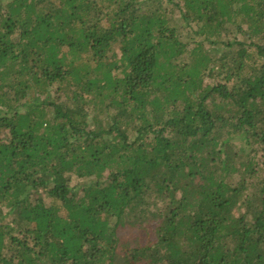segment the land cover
Returning <instances> with one entry per match:
<instances>
[{
  "label": "trees",
  "instance_id": "trees-1",
  "mask_svg": "<svg viewBox=\"0 0 264 264\" xmlns=\"http://www.w3.org/2000/svg\"><path fill=\"white\" fill-rule=\"evenodd\" d=\"M0 264H264V0H0Z\"/></svg>",
  "mask_w": 264,
  "mask_h": 264
},
{
  "label": "rangeland",
  "instance_id": "rangeland-1",
  "mask_svg": "<svg viewBox=\"0 0 264 264\" xmlns=\"http://www.w3.org/2000/svg\"><path fill=\"white\" fill-rule=\"evenodd\" d=\"M190 47H193V45H190ZM205 47L209 48L210 45H205ZM215 49H219L218 47H215ZM119 57V55L117 54ZM216 82V80L212 78H206L204 77V84L205 85H212ZM247 193H251V186L248 188ZM118 235L121 239L130 241L132 244H137L139 246H143L147 244L149 241L153 240V232L152 229L149 232L141 231L139 229L131 230V229H123L118 232Z\"/></svg>",
  "mask_w": 264,
  "mask_h": 264
}]
</instances>
